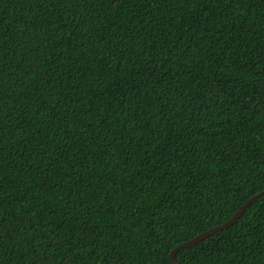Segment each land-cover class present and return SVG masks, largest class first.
Wrapping results in <instances>:
<instances>
[{
	"label": "trees",
	"instance_id": "obj_1",
	"mask_svg": "<svg viewBox=\"0 0 264 264\" xmlns=\"http://www.w3.org/2000/svg\"><path fill=\"white\" fill-rule=\"evenodd\" d=\"M264 191V0H0V264H173ZM180 264H264V196Z\"/></svg>",
	"mask_w": 264,
	"mask_h": 264
},
{
	"label": "water",
	"instance_id": "obj_2",
	"mask_svg": "<svg viewBox=\"0 0 264 264\" xmlns=\"http://www.w3.org/2000/svg\"><path fill=\"white\" fill-rule=\"evenodd\" d=\"M264 196V191L256 196H254L253 198H251L248 202H246L236 213L235 215L226 223H224L221 226L215 227L197 237H195L192 240H189L183 244H181L180 246H178L172 253H171V259H172V263L173 264H180L178 258H177V254L181 249H186V248H190L193 246L198 245L199 243H201L202 241L206 240L207 238L219 233V232H223L225 230H227L228 228H230L231 226L235 225L238 220L242 217V215L245 213V211L247 210V208H249L257 199H259L260 197Z\"/></svg>",
	"mask_w": 264,
	"mask_h": 264
}]
</instances>
